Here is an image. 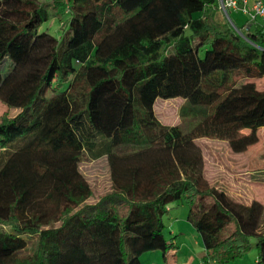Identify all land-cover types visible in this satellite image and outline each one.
Instances as JSON below:
<instances>
[{
  "label": "trees",
  "instance_id": "trees-1",
  "mask_svg": "<svg viewBox=\"0 0 264 264\" xmlns=\"http://www.w3.org/2000/svg\"><path fill=\"white\" fill-rule=\"evenodd\" d=\"M219 4L0 0V103L14 112L0 116V264L165 257L181 197L202 264L232 263L252 239L264 264V204L209 183L197 143L242 153L246 132L264 128V30L216 21ZM51 18L59 37L39 30ZM158 98L182 99L179 122H161ZM84 156L106 161L101 193Z\"/></svg>",
  "mask_w": 264,
  "mask_h": 264
},
{
  "label": "rangeland",
  "instance_id": "rangeland-1",
  "mask_svg": "<svg viewBox=\"0 0 264 264\" xmlns=\"http://www.w3.org/2000/svg\"><path fill=\"white\" fill-rule=\"evenodd\" d=\"M231 11L228 9L229 13ZM229 13L225 15L224 12H219L215 17L216 21L234 23V16ZM235 25L244 29L239 24ZM62 29L61 24L51 18L39 30L59 37ZM259 85L264 87L263 81H259ZM182 102L181 98H158L154 106L161 122L168 125L179 122L178 110ZM5 111L6 107L0 103V116ZM197 143L203 152L204 173L209 183L224 189L238 201L250 203L258 200L264 204V128L246 132L247 149L242 153L232 152L224 141L199 139ZM80 169L96 194L108 188V169L104 158L84 156ZM168 208L164 233L168 241L173 240L174 245L166 250L165 257L162 250L143 253L140 256L142 264H202L206 252L200 234L186 220L188 207L184 198L171 202ZM251 245V249L242 258L229 264H255L257 250L254 239L251 240Z\"/></svg>",
  "mask_w": 264,
  "mask_h": 264
},
{
  "label": "built area",
  "instance_id": "built-area-1",
  "mask_svg": "<svg viewBox=\"0 0 264 264\" xmlns=\"http://www.w3.org/2000/svg\"><path fill=\"white\" fill-rule=\"evenodd\" d=\"M220 9L225 15H228V9H241L248 16V22L255 20L257 17H264V2L257 0L251 5L247 0H219Z\"/></svg>",
  "mask_w": 264,
  "mask_h": 264
},
{
  "label": "crops",
  "instance_id": "crops-1",
  "mask_svg": "<svg viewBox=\"0 0 264 264\" xmlns=\"http://www.w3.org/2000/svg\"><path fill=\"white\" fill-rule=\"evenodd\" d=\"M257 0H247V4L251 5L252 3H254ZM264 2V0H261ZM233 16H234V24L236 23L237 25L239 24L240 26H242L244 29H246V27H249L251 30L254 29H262L264 30V17H257L255 20L248 22V16L246 14H244L241 9H236L230 12ZM229 13V14H230ZM238 22V23H237ZM249 25V26H248ZM6 107V106H5ZM7 113H12L13 111H10V109H8L6 107V111ZM14 113V112H13Z\"/></svg>",
  "mask_w": 264,
  "mask_h": 264
},
{
  "label": "water",
  "instance_id": "water-1",
  "mask_svg": "<svg viewBox=\"0 0 264 264\" xmlns=\"http://www.w3.org/2000/svg\"><path fill=\"white\" fill-rule=\"evenodd\" d=\"M241 34V32H239Z\"/></svg>",
  "mask_w": 264,
  "mask_h": 264
}]
</instances>
